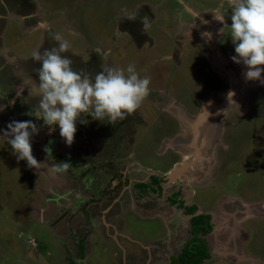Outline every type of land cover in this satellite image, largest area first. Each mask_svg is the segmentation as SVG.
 I'll return each instance as SVG.
<instances>
[{
	"label": "rangeland",
	"instance_id": "1",
	"mask_svg": "<svg viewBox=\"0 0 264 264\" xmlns=\"http://www.w3.org/2000/svg\"><path fill=\"white\" fill-rule=\"evenodd\" d=\"M17 3L18 0L12 3L0 0V108L3 109L0 128H6L12 120H34L40 131L33 138V155L45 163L39 169L28 167L26 161L17 160L6 139L0 137V264H171L173 259L178 264L180 252L193 239L191 216L184 212L181 204L173 205L176 200L172 203L168 198L187 184L195 195L187 191L184 200L199 206L196 216L213 214L215 217L212 221L215 229L202 235L203 243H200L211 253V259L204 264H264V84L248 82L246 90L252 89V112L246 114L249 108L242 110L246 115L236 128L229 123L232 120L229 116L240 111L245 104L242 98L227 111L225 123L220 124L216 132V126L212 128L215 134H212L211 145L207 147L199 139L208 161L205 157L203 162L197 163V168L190 170L191 174L197 173L196 180L192 183L180 180L172 188L165 183L163 193L157 197L144 194L148 198L141 199L138 194L134 195V190L132 194H123L115 203L124 188V184H120V172L109 177L104 185L100 180V187L93 192L90 187L95 184L90 178L97 180L95 174L109 168L107 161L114 157L113 151L121 156L112 134L115 130L119 133V123L92 120L88 116L86 125L77 124L75 141L68 146L58 126L55 132L49 133L42 120L29 114L39 101L36 91L30 92L37 89L39 83L36 74L39 63L33 60L32 53L58 44L57 34L69 43L64 55L70 59L75 54L84 56L83 59L97 55L96 48L102 50L97 55L98 60L105 54L110 59L107 58L106 67H111V62H115L113 67L134 63L141 75L150 78L153 88L167 91L171 98L176 93L187 96L188 91L180 87L182 82L195 86L203 84V79L197 72L191 79V69H176L171 60H160L162 55L172 52L170 43L174 30L171 24L176 16L184 17L185 6L211 12L212 22L216 20L213 12L219 11L224 23L229 24L231 0H30V7L23 9L17 7ZM206 3L211 4L210 7L203 6ZM141 10L156 17L149 29L156 42L153 46L139 47L128 34H118L119 21L135 18ZM189 24L194 26L192 30H197L195 23ZM212 25L211 32L222 28L218 29L216 23ZM196 33H202L201 29ZM221 34L224 41L230 38L229 28L225 27ZM228 46L222 48L219 58L227 63L228 73L232 72L231 66L242 74L245 66L232 61L234 47ZM205 48L208 59L209 47ZM196 59L200 64L203 61L198 51ZM149 64L151 68H146ZM21 89L22 95L17 96L16 92ZM156 111L157 114L154 110L143 111L147 122L135 124L136 127L129 130L127 137L135 133L136 145L126 153L135 154L123 161L121 167L137 164L145 168L147 174L161 173L165 178L174 170V162L182 164L191 156L158 154L157 151L161 154L166 147H174L171 146L174 142L167 138L156 141L158 134L152 133L151 128L160 120L162 110ZM202 131L206 136L205 132L210 130L202 127ZM120 137L122 139V134L117 140L122 144ZM127 137L123 135L126 140ZM45 146L51 149L49 160ZM53 161L68 162L69 168L56 173L52 170ZM89 162H103V168L89 170L82 166V171H76L78 165L84 163L85 166ZM141 175L148 181L143 173ZM134 176L135 173H131L129 178ZM238 200L241 205L236 203ZM255 203L259 204L258 209L263 207L260 214L242 218L236 228H232L230 214L243 211L246 205L256 206ZM81 244L84 258L80 256Z\"/></svg>",
	"mask_w": 264,
	"mask_h": 264
},
{
	"label": "flooded vegetation",
	"instance_id": "2",
	"mask_svg": "<svg viewBox=\"0 0 264 264\" xmlns=\"http://www.w3.org/2000/svg\"><path fill=\"white\" fill-rule=\"evenodd\" d=\"M14 1L15 0H10V3L14 2ZM208 3L204 4L203 6L210 7L211 4H208ZM17 5H18L17 7L22 8V9L28 8V7H30V0H18ZM185 11L186 12H185L184 17L182 16L179 18V16L178 17L176 16L174 24H171V27L174 30V33H173L174 36L172 37V40L170 43L172 46V52L170 54H167V55H162L160 57V60H162V61L171 60L174 63V67L176 69H182L185 67H187L188 69H191V72L189 73L191 79L194 78L195 72L199 73L202 76L203 84H199V85L195 84V86H194V85H186L185 82L184 83L182 82V85L180 87L188 91V93L185 94L187 96H183L181 94L176 93V94H174L173 98L169 97V94L167 91L157 90V89L153 88V86H150L149 96L145 99L142 106L136 111V113L129 116L127 119L118 122L119 126H120V128L118 129V132L120 134H122V139L120 137L119 140L121 142H123L122 144L119 143V141L117 140V136L120 134L116 133V130L112 132L114 138L116 139L114 143H117V147L119 149V154L121 156L118 157V153L115 154V151H113L114 157H112V159H109L107 161V164H109L108 169L102 167L103 162H89V164H86L85 166H84V163L83 164L81 163L80 165H78L77 168L75 167L76 171H78V172L82 171V166L88 167L89 170L95 169L97 167L103 168V170L101 169V170H99V172L95 171V172H97V174L101 173L99 175H96L93 171L97 180L90 178V180L91 181L93 180V182L95 184L94 187H90V188H92V189H90L92 192L96 189V187L99 186L100 180H101L102 184L104 185V182L105 181L107 182V179L109 177L113 178V177H115V174L117 172H122L125 170L124 172H122V179L120 180V182H121L120 184H122V183L124 184L123 185L124 188L122 190L123 193H120L119 197L116 198L113 203L118 202V200L123 196V194H132V192L134 190H135V192H133L134 195L138 194V197H143L141 199H144V197L148 198V196H151V195H153L154 197H157L158 193L155 191L157 189V186L153 185V179L157 178V179H160L162 181L161 184H162L163 190H164L163 184L168 182V180H166L165 178L162 177L161 173H159V174L148 173L147 174L145 168L136 166L137 164L135 162H134V164H136V165H132L129 168L126 165H124V168L121 167L123 164V161H125L127 159L129 160L130 156L135 154V152L126 153V150H130L131 147L136 145L134 142L135 141V137H134L135 133L132 134V136L130 138H128L127 135L131 133V131H129L130 129H132L133 127H136L135 124H141V123L145 124L147 122V119L143 116V114H144L143 111H146V109L148 111L154 110V113H156L157 112L156 109H158V112H159V108H161L162 112L159 113V117H160L159 119L160 120L157 121V123L152 126V128H151L152 133L154 132V133L158 134V135L154 134V135H156V138L158 136V140L156 139L157 142L164 140L165 138H167V141L171 140L172 142H174L173 144H171V146L173 145L174 147H172V148L166 147L165 150L162 149L163 151L161 154H160V151H157L158 154L162 155L164 157L175 156V155L178 157L179 156L178 154L186 155V154H189L191 152V149H189L188 147L191 145L194 138L196 137V130H193V128H189L188 125L186 124V122H193L198 117V115L202 112L204 106L206 104H208L209 102L217 101V99L219 98L217 103H220L222 98L231 91V88H235L241 82L242 74L239 73V70H237V67L233 68L230 66V70L232 72L229 74L227 71L228 68L226 66L227 63L225 62V64H224V62H222L221 59L219 58V52L220 51L222 52V50H223L222 48H225L226 45H230L228 47H234L232 40H229L230 38H227L224 41L223 35L221 34V32H217V30H214L213 32H211L212 27H213V25H212L213 23H216V25H218V29H219V28L223 27L224 21L221 22V21L216 19L215 21L212 22L211 16H213V15L211 12L206 11V10L204 12L193 10V9L191 10L188 8V6H185ZM138 13L139 14H137L136 17H141L140 19L135 17V18H131V19L127 20L126 18H124L123 20L119 21V23L121 25L120 26L121 30H119L118 34H123V33L128 34L130 36V39L133 38L139 47L140 46L143 47V46L148 45V44H150V46H153L156 42H155L154 38H152V36L150 35L149 29H150L151 24L156 21V17L151 12L145 13L144 10L143 11L141 10ZM187 14H188V17L186 16ZM197 14L201 15L204 18V20L208 21V23L207 24L202 23L200 17H197L195 19ZM189 16H190V18H189ZM230 20L231 19H229V25L231 24ZM211 22H212V24H211ZM189 23H195V25H196L195 28L197 30L201 29L202 33H204V32L212 33L211 39L202 36V33H196L195 34V32L197 30L196 31L192 30L194 26H191V24H189ZM207 26L209 28H207ZM205 47H207V48L209 47V50L207 52V54H209L208 59H206V57H205V52H206ZM201 48H203V50H201ZM94 49L96 50V48H94ZM95 50H94V53L97 52V55L101 54V52H102V50H99V49H97L96 51ZM110 50H113V49H110ZM197 51L202 56L203 61H201V64L197 63L195 61V60H197L196 59L197 58ZM112 53H114V52H112ZM0 54H1V52H0ZM97 55L92 56V54H91V56L88 57L87 59H83L84 56L75 54L74 57L71 58L72 61H74L73 67L76 70L82 69L86 72H90L92 74H95L96 72L101 70V66L106 67L105 64H107L106 60L108 58L105 54V57H102V60H98ZM108 60H110V59L108 58ZM113 63H115V62H111L109 65H111V67L116 66L115 64L113 65ZM218 64L220 65V67ZM150 66H152V65L149 64L146 68H148ZM222 66H225V67L222 68ZM107 67H109V66H107ZM261 67H263V66H261ZM234 75H236L238 77L235 79ZM231 76H233V78ZM177 78H178V76H177ZM174 82H175V80H174ZM255 86H256V88H258L259 85L255 84ZM247 88H249V86H246L242 90V93L237 98V100H239L241 98L244 99L245 104L240 107L241 109L239 112L237 111L234 113V115H231V117L229 116V118L232 119L231 121H229V123L232 126H234L235 128L237 127L239 121H242V119L244 118V116L246 114H249L250 112H252V108H251V104H250L252 99H253L252 96L250 99L252 89L246 90ZM212 95L214 97H212ZM145 104H146V106H144ZM252 104H254V103H252ZM233 105H234V103H233ZM147 107H149V108H147ZM248 108H249V111L245 114V112H243L242 110L248 109ZM229 109H227L225 111V113H222L218 117L216 116V120L218 119V123L216 125L215 132L217 131L220 124L225 123V121L223 123V120L225 119V114L227 113V111ZM209 122H211V120ZM213 123L211 122V124L209 125L208 129L210 131L205 132V135L207 137L203 135V131L200 132L202 137H200L199 139L200 140L202 139L204 141V143L207 140L208 146L213 143L214 137L212 134H215V132L212 129ZM153 127H155V129ZM205 129H207V128H205ZM199 130H200V128H199ZM123 135L127 137V140L125 138H123ZM216 136L219 137V135H216ZM229 138H231V137L229 136ZM219 144H220V142H219ZM162 145L163 144L160 145L161 148H163ZM168 150H170L171 152H167ZM221 164L224 165V163H221ZM176 165H177L176 162H174L173 163L174 169H175ZM85 169H87V168H84L83 170H85ZM131 173H135V176L132 179L129 178ZM141 173H143L144 176H146L148 181H146L145 177L143 178ZM82 180L85 181L84 178ZM127 180H128V182H127ZM96 183H97V185H96ZM138 184L148 185L149 187L145 186L143 188H140L138 186ZM174 184L175 183L170 185V188H172V186ZM181 184H182V182H181ZM112 185H113V183H111L110 186L113 187ZM163 190L161 193H163ZM180 192L176 193V195L172 194V196H170L168 198V201H171L173 203L174 200H177V202L175 204L173 203L174 206L180 205V203H182L181 208H184V210H185L184 212L187 211V214H189L191 216V220H192L193 217L196 216L198 209H199V206L194 205V204L193 205L188 204L187 200H184L185 196L181 195V194H184L183 190H181ZM144 194H148V196H146ZM173 195H175V196L173 197ZM239 199H240V197H239ZM236 203L241 205L239 200ZM255 205H259V204L255 203ZM246 206H251V205H246ZM192 207L197 208V212L193 215L188 212V210ZM260 208H263V207H260ZM247 210L248 209L246 207L243 211L235 212L234 215L230 214L229 219L233 218V220L231 221L232 222V225H231L232 228L233 227L236 228L235 227L236 224H239V221H241L242 218L246 217V215L248 214ZM262 211L264 212V208ZM209 215L211 216V218L208 221L210 224H212V221H213V219H215V217L213 214H209ZM77 219H80V217H78ZM227 225H228V223H227ZM214 229H215V225L213 226L212 231ZM192 236L194 237V235H192ZM242 259H244V258H242ZM239 260H241V259H239Z\"/></svg>",
	"mask_w": 264,
	"mask_h": 264
},
{
	"label": "clouds",
	"instance_id": "3",
	"mask_svg": "<svg viewBox=\"0 0 264 264\" xmlns=\"http://www.w3.org/2000/svg\"><path fill=\"white\" fill-rule=\"evenodd\" d=\"M230 8L231 24L224 23L219 32L229 28L235 52L231 59L245 66L242 74L246 80L264 84V67H261L264 66V0H231ZM213 13L215 19L225 21L219 11ZM197 17L202 23H208L201 15L197 14L195 19ZM202 36L211 39L212 33L204 32ZM55 40L58 44L32 53L33 60L39 63L36 69L39 83L38 88L30 89V92L36 91L39 101L29 114L42 120L49 133L55 132L58 126L59 134L68 146L75 141L77 124L86 125L88 116L92 120L116 124L136 113L149 96L150 78L141 75L134 63L126 67L101 66L95 74L76 70L72 59L64 55L69 43L59 34ZM22 93L23 89L16 95ZM39 131L34 120H12L6 128H0V137L6 139L17 160L39 169L45 163L33 155V138ZM44 151L49 160L51 149L45 146ZM68 168V162H52V170L56 173Z\"/></svg>",
	"mask_w": 264,
	"mask_h": 264
},
{
	"label": "water",
	"instance_id": "4",
	"mask_svg": "<svg viewBox=\"0 0 264 264\" xmlns=\"http://www.w3.org/2000/svg\"><path fill=\"white\" fill-rule=\"evenodd\" d=\"M224 67L225 66H222V68ZM231 77L233 78V76ZM248 82L249 80H246L244 75L242 74L241 82L235 88H231V91L222 98L220 103L216 102L217 103L216 104L215 101L209 102L204 106L202 112L193 122H186L189 128H193V130H196V137L194 138L191 145L188 147L189 149H191V152L189 153L191 159L185 160L182 164H177L175 169L166 175L165 179L168 180L166 184L172 185L173 183L177 182V180H179L180 177H182L184 171L187 170L190 166H196L198 162H203L206 154L203 153L202 148L198 145L199 143L198 140L200 138V132L202 131V127L206 126L205 128L209 130L208 128L211 122L212 123L214 122L212 125L213 127L214 125L216 126L218 123V119L216 120V116L218 117L222 113H225L227 109L232 107L233 103L237 101V98L242 93V90L246 86H248ZM230 94H232L231 97ZM210 120L211 122H209ZM207 144L208 141L206 140L205 145ZM238 258L242 259V257H238Z\"/></svg>",
	"mask_w": 264,
	"mask_h": 264
},
{
	"label": "trees",
	"instance_id": "5",
	"mask_svg": "<svg viewBox=\"0 0 264 264\" xmlns=\"http://www.w3.org/2000/svg\"><path fill=\"white\" fill-rule=\"evenodd\" d=\"M162 181L160 179L154 178L153 185L157 186L155 190L157 193L162 192ZM140 188L149 187L148 185L138 184ZM178 195V194H177ZM177 200L175 201V203ZM182 205V203H180ZM190 214H195L197 212L196 207H192L188 210ZM210 215H197L191 220L192 223V233L194 235L193 239L186 244L181 252L178 264H204L205 261L211 259V253L206 248L205 245L200 244L202 242V235H207L212 231L213 225L209 221L205 222V219H210ZM203 243V242H202ZM81 252L80 256L84 258V248L80 245ZM176 259H173L171 264H175Z\"/></svg>",
	"mask_w": 264,
	"mask_h": 264
},
{
	"label": "crops",
	"instance_id": "6",
	"mask_svg": "<svg viewBox=\"0 0 264 264\" xmlns=\"http://www.w3.org/2000/svg\"><path fill=\"white\" fill-rule=\"evenodd\" d=\"M198 145H199V143H198ZM200 146V145H199ZM206 157V156H205ZM206 160H207V157H206ZM208 161V160H207ZM197 168V166H190L187 170H185L184 171V173H183V175H182V177H180L179 178V180H184L185 182H190V183H192L194 180H196V178L198 177L197 176V173L196 172H193V174H191V172H190V170L191 169H193V168ZM120 175L122 176V172H120ZM189 176H191V178H188ZM195 177V178H194ZM179 180H177V182L179 181ZM177 182H175V183H177ZM186 185V184H185ZM187 188V189H186ZM189 188H191V186H189V184H187L186 186H183V187H181L180 186V188H178V190H177V193H179L181 190H183V193L184 194H181V195H184L185 197H187V191L190 193V194H192V195H195V192H194V190L193 191H191V190H189ZM181 193V192H180ZM159 194V193H158ZM163 195V194H162ZM187 199V198H186ZM247 207V212H248V214L246 215V217L245 218H247V217H257V215L255 214V213H258V214H260L259 212L261 211L260 210V208L258 209L257 207V205L256 206H246ZM153 211V209L152 210H150V211H148L147 213L148 214H151V212ZM155 211H157L156 209H155ZM210 213H212L211 211H209ZM147 214V215H148ZM146 215V216H147ZM154 215H157V213L156 214H154ZM145 216V215H144ZM152 216V215H151ZM165 220V219H164ZM166 221V220H165ZM170 248V247H169ZM183 249H184V247H183ZM182 249V250H183ZM182 252V251H181ZM180 252V253H181Z\"/></svg>",
	"mask_w": 264,
	"mask_h": 264
}]
</instances>
